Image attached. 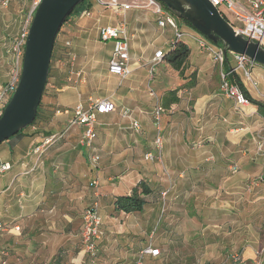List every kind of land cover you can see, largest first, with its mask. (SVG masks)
I'll use <instances>...</instances> for the list:
<instances>
[{"label": "crops", "instance_id": "crops-1", "mask_svg": "<svg viewBox=\"0 0 264 264\" xmlns=\"http://www.w3.org/2000/svg\"><path fill=\"white\" fill-rule=\"evenodd\" d=\"M87 3L91 4L88 9L90 17L80 20H83L82 24L86 23L85 27H90L92 30L95 28V35L90 38L89 30L87 32L81 30L79 40L81 75L76 104H70V106L59 102L63 110L57 109L53 113L45 114L40 118V125L33 124L19 135L0 144V161L9 163L11 166L7 172L0 175V252L7 253L10 264H133L134 260L136 263L139 255L136 257L135 252L140 253L146 247L148 219L153 215L159 217V214H162L164 227L159 231L160 234L166 235L169 227H171L170 230H175L172 228L174 224L169 223H173L170 219L174 215L173 207L177 199L185 195L180 188L189 180L186 178L189 176L188 172L199 174V171H203L208 164L206 161L213 159L212 154L210 156L212 145L207 146L203 141L204 133H206L205 123L212 122L218 125L225 122L229 116L225 105L216 104V97L222 95L217 93L220 90L217 86L213 85L210 91H203L201 94L195 93L194 87L192 89L194 95L191 94L192 98L187 103L192 109L191 116H187L186 119V140L190 135L192 141L191 143L183 139L181 141L180 125L171 119L174 116L167 118L166 115L174 114L181 104L183 94L187 93L186 90L185 92L182 90L179 103L172 107L170 112L164 110L165 113L163 112L161 117L163 139L160 159L157 158L154 162L145 161L146 153L151 152L157 155L154 147L156 132L152 127L151 112L156 103H161L162 97L167 92L181 85L178 82L173 89H165L167 92L161 95L160 100L151 91L154 83L167 85L165 82L168 81L163 71L170 66L163 60L160 64L165 63L164 69L158 73L157 78H153L150 91L147 87L148 67L152 66L150 60L158 50H163L165 53L169 51L174 40V33L169 27L159 28L156 16L148 9H130L121 14H115L96 5L92 0H88ZM104 17L107 24L101 25L100 20ZM120 24L125 26L128 35L130 69L132 70L130 75L122 81L108 72L109 59L102 61L98 57L97 46L93 45V43L98 44V27H117ZM183 43L187 45V42L183 41ZM194 46L198 50L195 43ZM153 47L156 49L151 57H145V52ZM133 48L137 49L134 53ZM193 54L194 50L192 52L190 49L189 60ZM208 58L213 62L209 56ZM228 59L230 63L233 57L229 54ZM233 64L230 63V65ZM202 67L204 66H201V70ZM260 70V68H253L251 74L255 71V75H258ZM211 74L207 77L213 80ZM104 77L109 78L112 87L108 91H101L99 97H96L92 90L99 88V83ZM215 79L219 80L217 74ZM48 86L49 79L45 86V94ZM45 94L41 105H43ZM106 98L115 104V111L98 116L93 147L100 159L97 166L93 168L87 162L86 148L79 144L82 129L71 128L66 131L65 129L72 109L77 104L86 107L95 100ZM229 100L227 105L231 104ZM254 110L257 122L263 125V127L260 124L257 125L258 136L264 134V118L257 113L255 107ZM57 111L61 114H57ZM123 111H127L129 116H124ZM230 118H232L231 115ZM130 120L138 122L139 131L130 128ZM62 132H64L63 138L50 146L39 159L31 153L44 138ZM228 137L225 132L224 143L219 149L216 147L213 151H220L219 158L226 160L229 157L228 147L236 152L239 149L241 155L235 164L240 170L243 137L236 136L233 140ZM153 163H157L156 166H153ZM193 169L195 170L192 171ZM92 182L98 184L96 188L90 186ZM139 182H144L151 190L150 195L145 196L147 204L143 211L134 214L115 212L114 200L119 196L129 195ZM208 193L214 194V192ZM185 196L187 197L188 194ZM166 197L169 202L164 211L160 209V204ZM88 202L87 205L97 203L104 234L97 242V252L101 255L99 261L88 260L90 256L84 253L80 236L78 239V233L80 235L82 228L81 208ZM16 226L19 227V231L14 229ZM142 229L144 235L140 234L139 242L132 247L131 236L134 235L132 231ZM163 239L160 238L158 241L160 246H155L160 250L159 257L176 258L175 252H168L172 244ZM101 249L104 252H101ZM153 259L147 256L143 263L149 264Z\"/></svg>", "mask_w": 264, "mask_h": 264}, {"label": "rangeland", "instance_id": "rangeland-1", "mask_svg": "<svg viewBox=\"0 0 264 264\" xmlns=\"http://www.w3.org/2000/svg\"><path fill=\"white\" fill-rule=\"evenodd\" d=\"M87 1L85 0V2ZM79 7L81 8L82 4ZM30 11L31 0H13L7 8H0V85L7 81L12 48L20 31L26 25ZM82 22L83 20L78 17H71L63 24L57 35L58 39L51 56L53 64L50 61L51 78H49V86L43 105L40 106L39 116L34 122L35 126L40 125V118L44 117L45 114L53 113L57 109L63 110L59 102L65 103V105H75L78 100L79 78L76 83H68L66 78L71 69H73V72L79 70L81 30L85 32L89 30L91 33L90 38L95 35V28L92 30L90 27H85L86 23L82 24ZM100 24H107L105 17L101 18ZM178 25L184 32H193L192 29L182 23ZM64 40H70L69 48H63ZM184 41L187 42V46L192 52L194 50L192 58L186 65L184 78H181L177 72L167 67L163 71L168 81L165 82L167 85L153 84V78H157L158 73L164 69L165 63L150 65L148 67L147 87L150 91V85L153 84L151 91L157 95L159 100L161 95L167 92L165 89H173L178 82L183 85L184 92L186 90L187 93H190L183 94V100L174 114L164 115L167 118L174 116L171 119H174L175 123L180 125L179 135L181 141L183 139V141L191 143L192 138L190 135L188 136L189 139L186 140V119L187 116H191L192 109L187 103L192 98L191 94L194 95L192 89L195 87V93L197 94L210 91L213 85L220 89V75L218 67L210 61L206 54L198 52L192 40L184 38ZM93 45L94 47L97 46L98 57L102 61L109 59L112 49L111 42H98V44L93 43ZM155 49V47L148 49L144 56L150 58ZM136 50V48H133L132 52L134 53ZM68 53H71L75 58L73 67H70L71 61L67 57ZM230 63L233 64V60ZM201 66H204L202 70ZM253 68H260L261 70L258 71V75H255V71L252 72L251 82L245 81L244 78H241V75L236 77L252 98L264 103V67L255 63L251 69ZM208 74L213 76V80L207 77ZM216 74L219 80L215 79ZM193 75L196 83L192 88H189L185 84ZM111 87L112 83L109 78L104 77L102 82L99 83V88H93L92 93L99 97L101 91H108ZM61 89L64 91H60ZM217 93L222 95L216 97V104L225 105L229 116L225 122L218 123V125H214L212 122L205 123L206 133H204L205 139L203 141L207 146L212 145L210 146L212 149L210 156L212 154L213 159L206 161L208 163L205 166L206 168L204 167L203 171H199V174L188 172L189 176L186 178H189V180L184 182L180 188L181 192L185 195L188 194V196L182 195L177 199L173 207L174 215L170 219L173 223H169L174 224L172 228H175V230H170L171 227H169V232L166 235L160 234L159 231L164 227L162 214H159L158 217V215L154 216L153 212V216L148 219L147 223L148 232L145 245L158 246L160 238H164L163 240L172 244L171 249L168 248V252H175L177 257H158L150 260L149 264H264V180H260V178H264V134L258 136L256 134L257 125H261V123L257 122L258 119L252 105L235 108L233 102L227 99L221 90H218ZM227 100L231 104L227 105ZM230 115L232 118H230ZM150 118L154 128L152 112ZM162 121L161 118V130L163 131ZM154 132L156 131L154 130ZM225 132L231 140L236 136L242 135L243 137L241 143L243 157L239 174H231L227 169L229 165L238 161L239 155H241L239 149L236 152L228 147L229 157L226 160L225 158H219L220 151H213L216 147L219 149L220 145L224 143ZM258 141H262L263 151L261 154L256 155V143ZM235 156L237 158H234ZM156 164L153 163V166H156ZM208 192H214V194L209 195ZM168 202L167 197L164 198L160 204V209L162 208L165 211ZM173 202L175 203V200ZM87 204L89 202L81 208V214L91 206ZM132 232L134 234L131 236L133 247L134 244L139 242L140 234L144 235V231L142 229L141 231ZM103 246L106 247V245ZM97 251L98 248L94 256L87 254L90 256L88 260L97 259L99 261L101 255ZM101 252H104V250L101 249ZM138 252H135L136 257L139 255ZM133 264H135V260Z\"/></svg>", "mask_w": 264, "mask_h": 264}, {"label": "built area", "instance_id": "built-area-1", "mask_svg": "<svg viewBox=\"0 0 264 264\" xmlns=\"http://www.w3.org/2000/svg\"><path fill=\"white\" fill-rule=\"evenodd\" d=\"M13 0H0V8H7ZM42 0H31V11L26 21L25 27L22 28L17 40L14 42L11 52V63L7 81L0 85V116L11 96L15 92L22 69L23 50L25 40L28 34V28L31 22V15L38 7ZM213 7L217 9L222 18L233 28L236 34L242 35L244 38L258 43L264 47V0H208ZM96 5L104 9H108L115 14H121L127 10H143L148 9L156 16V23L159 28L169 27L174 33V40L170 45V50L175 47L178 42H183L184 38H189L197 46L198 50L209 56L214 64L219 69L220 75V90L224 96L230 99L235 108H243L251 105L245 98L238 83L229 80L230 76H239L245 81L251 82V68L255 64L252 60L244 55L229 53L234 60V64L230 65V69L226 72L223 68L225 54L221 47L212 45L206 38L199 33L184 32L179 28L176 18L166 10L162 4L157 0H130L125 2L123 0H92ZM90 17V10L81 11L78 15L79 19ZM58 38H56L57 40ZM98 42L112 43L110 58L107 63V70L110 74L117 76L121 81L125 80L131 73L130 69V47L128 42V35L123 24L117 27L101 26L97 28ZM57 42V41H56ZM63 48H69L70 40H64ZM165 52L158 50L154 53L150 60L152 65L160 64L164 60ZM71 61L70 67H73L74 56L71 53L67 55ZM53 64V59L51 60ZM80 72L71 69L68 72L66 81L76 83L80 76ZM73 76L75 77L73 79ZM115 111V104L106 99H98L88 106L77 104L71 113V117L67 120L66 130L71 128H81L82 133L79 139V144L86 148L87 162L93 168L97 166L99 155L95 152L93 143L96 138L95 127L98 123V116L107 115ZM163 106L160 102L156 103L152 111V121L156 131L154 138V146L157 155L148 152L144 155V160L154 162L160 159V152L162 149V133H161V117L163 114ZM67 112V111H65ZM57 114L60 112L57 111ZM61 114V113H60ZM124 116H129L127 111H123ZM129 126L136 131L140 130V125L134 120H130ZM64 132L51 134L44 138L42 143L32 149L31 153L36 155L38 159L46 152V150L61 140ZM263 151L262 141L256 143V154H261ZM11 168L9 163L0 161V175L7 172ZM228 171L231 174H237L239 167L237 164L228 166ZM264 180V178H260ZM96 182H92L90 186L97 187ZM19 231V227H14ZM103 235L101 229V218L98 213V206L95 202L93 205L84 210L82 215V228L80 230V239L82 248L85 254L94 256L97 249V242ZM160 250L153 247L151 244L147 245L138 256L135 264H142L145 257L157 258L160 256ZM6 252H0V264H10L7 259Z\"/></svg>", "mask_w": 264, "mask_h": 264}, {"label": "water", "instance_id": "water-1", "mask_svg": "<svg viewBox=\"0 0 264 264\" xmlns=\"http://www.w3.org/2000/svg\"><path fill=\"white\" fill-rule=\"evenodd\" d=\"M85 0H42L35 9L24 44L17 88L0 116V144L25 130L35 119L50 68L56 36L73 10ZM176 18L222 50L244 55L264 67V47L236 34L208 0H157Z\"/></svg>", "mask_w": 264, "mask_h": 264}, {"label": "trees", "instance_id": "trees-1", "mask_svg": "<svg viewBox=\"0 0 264 264\" xmlns=\"http://www.w3.org/2000/svg\"><path fill=\"white\" fill-rule=\"evenodd\" d=\"M90 5L91 4H89V3L86 4V2L84 1L82 3V7L81 8L79 6L76 7L73 10V12L70 14V16L66 19L65 22H67L71 17H78V15L81 13V11L89 9ZM162 6L167 10V8L163 4H162ZM33 13H34V11H33ZM33 13L31 15V18L33 16ZM176 21L178 24L182 23L185 26H187L188 28L195 31L188 22H186L182 19H178V18H176ZM56 38H57V36H56ZM56 41L57 40L55 39L54 47L56 45ZM216 45L219 47H222L221 43H218ZM54 47H53V50H54ZM229 53L230 52H227V54L225 55V58H224V62H223V68L226 72L230 69V63H229V59H228ZM52 54H53V51H52ZM189 55H190V48L186 44H184L183 42H178L173 49H171V50L169 49V51L165 53L164 60L168 63V65L175 72H177L178 76H180L181 78H184V74H185L184 71H185L186 65H187L188 60H189ZM50 73H51V71L49 68L48 79L50 77ZM48 79H47V83H48ZM229 80H231V81L235 80L238 83V85L241 88L246 100L253 107H255L257 109V113L262 118H264V103L260 102L259 100L252 98L251 95L249 94V92L243 87L242 83L239 81V79L236 76H234V77L230 76ZM195 83H196L195 82V76L193 75L192 78H190V80L185 85L187 87L191 88L195 85ZM182 90H183V85H180L177 88H175L174 90H170L169 92H167L165 94V96L162 97L161 103L163 106V110H165L166 112H170L172 110V107H174L175 105H177L179 103V101L181 100ZM44 94H45V89H44L43 95ZM41 100H42V98H41ZM40 106H41V101H40V104L38 106L35 119L32 122V124L29 125L28 127L32 126L34 124L35 120L38 118L39 113H40ZM21 132H19L15 136L19 135ZM150 193H151V190L148 188V186L144 182H139L133 188V190L131 191V193L129 195L119 196L114 200L113 210L115 212H123L125 214L140 213L143 211L145 205L147 204L145 196L150 195Z\"/></svg>", "mask_w": 264, "mask_h": 264}]
</instances>
